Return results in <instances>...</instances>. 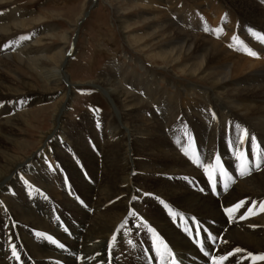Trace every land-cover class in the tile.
<instances>
[{"label":"bare ground","instance_id":"6f19581e","mask_svg":"<svg viewBox=\"0 0 264 264\" xmlns=\"http://www.w3.org/2000/svg\"><path fill=\"white\" fill-rule=\"evenodd\" d=\"M182 1L155 0L164 9L159 8L157 14L165 22L163 27H152L150 35L169 37L158 61H181V73L207 83L206 98L214 101L217 112L224 110L233 119L222 124L216 114L213 118L211 112L195 105L186 111L193 140L181 137L187 129L170 134L180 127L178 119L187 105L162 99L156 89L158 77L145 65L141 66L145 77L130 79L114 68L99 75L96 87L111 97L118 112L98 123L87 122L92 143L61 125L59 116L66 106L62 99L56 105L54 128L47 136L49 143L41 148L42 155L24 161L6 146H22L17 124L34 113L26 114L27 102L7 105L12 92L3 70L11 68L9 63H23L54 89L65 82L70 52L61 49L45 57L46 50L30 45L33 39H19L25 25L16 21L20 12H0V264H172L174 260L182 264H264L248 256L264 254V211L257 206L264 202V170L237 175V169H246L252 159L253 135L264 157V42L259 39L263 34L243 36L254 26L264 32V10L255 0H205L204 7V0H193L196 9L214 15L212 27L225 34L217 38L186 25L188 17L181 15L194 6L185 7ZM4 2L0 0V10ZM122 12L118 7L117 14ZM225 14L229 25L223 23ZM189 15L192 23L201 18L199 12ZM120 24L128 29L126 21L121 19ZM233 36L239 38L236 43ZM240 41L261 58L239 54ZM230 42L234 47H229ZM143 96L149 101L143 103ZM12 108L19 113L13 114ZM147 112L155 118H147ZM200 118L204 123L198 122ZM237 122L249 130L242 144L234 129ZM126 123L133 129L124 128ZM41 143L43 147L46 142ZM194 144L199 152L188 150ZM214 154L226 156L228 162L213 161ZM47 156L59 159L57 172L46 162ZM135 220L137 229L124 237L125 225ZM14 247L19 259L13 255ZM233 248L245 251L233 258Z\"/></svg>","mask_w":264,"mask_h":264},{"label":"rangeland","instance_id":"374dc122","mask_svg":"<svg viewBox=\"0 0 264 264\" xmlns=\"http://www.w3.org/2000/svg\"><path fill=\"white\" fill-rule=\"evenodd\" d=\"M255 1L259 3L264 10V3H261L260 0ZM182 2L185 4V7L188 5L194 6H190L191 9H186L185 13L181 15H186V17H188L186 21L187 26L196 27L198 33L201 34L205 33L204 27L206 24L209 28H215L212 27V22L210 21L211 16H214L212 13L209 14L208 12H203V10L196 9L197 4L193 3V0H183ZM199 3H202V0L199 1ZM204 4L205 0L203 1V7ZM2 5L5 6V8L1 7V13L11 9H16L20 12L16 21H19V24L21 22L25 24L20 30V36H30L31 39H33L30 45L34 50H46L45 57L47 56L48 58L53 55V52L57 53L62 51L61 49H65L67 52L71 53L67 67L65 68V82L60 87H55L54 89L53 87L49 88V86H46L48 84L41 76L23 63V65L14 62V64L9 63L8 67L11 68L3 70L6 74L5 81H8L6 82V86L11 89L10 93L12 92L11 95L4 93V95L9 96L7 105L12 107V104H15V102L18 104H21V101H23V103L27 102L30 105L26 108V111H24L27 115L34 113L32 117L27 116L21 120L19 119L17 124V128L19 129L17 133L19 136L17 139L23 143L22 146L13 143L9 144L3 139V141L9 144L6 146L7 149H11L13 154L22 158L23 161L26 160L27 157L34 159L35 156L42 155V149L49 143V138L47 136L52 133L54 128L53 121L58 113L56 105H58L62 99L65 100L66 106L64 108L65 112L63 111L59 116L62 121L61 125L65 126L68 131L72 130L73 134L80 135L88 144L92 143L93 134L89 132V125L93 124V122L100 121L104 116L107 117L118 112L111 97L107 96L103 90L96 87V83L99 81V75L106 73V71H111L114 68L116 71L124 74L125 78L130 79V77L132 78L133 76L145 77L144 70L141 68L142 64L145 65L151 72L156 74V77H158V82H155L156 89L162 95V99L165 98L167 100L173 98L175 101L177 100L178 106L187 105V108L182 111V116L178 119L180 127L171 130L170 134H180V130L184 133V130L186 132L187 129L186 134L181 135V137H184V139L187 138L189 142L193 140L188 130L189 122L187 121L188 115L186 111L191 110L192 106L195 105H197L196 107L198 108H203L212 114H216L218 120L222 124H227L229 120L233 119L230 114H227L224 110L217 112V108H214V101H210L209 98H206L205 93H207L208 89L207 83L202 82L199 77H189L184 74V72L181 73V61L171 62L170 59L167 60V63L158 61V54L169 42V37L161 33L156 35V37L150 35L151 31H153L152 27H163L165 22L164 19L161 20V13L157 14L162 8L159 7L155 0H97L96 2L94 0H5ZM118 7L123 10L121 16L117 14ZM229 9L228 7L227 11H229ZM196 11L200 13L201 18L196 19V21L192 23L193 19H191L189 12L197 14L198 12ZM224 11L227 13L226 8H224ZM121 19L127 22V26L129 25L127 30L121 28ZM225 20L226 19H224L223 23L229 25ZM219 26H221V24ZM254 27H250L253 31L249 32L248 30L247 36L243 35V33L242 35L248 38H252L253 35H264V32L254 29ZM77 34L78 37L73 46L74 38ZM221 34L225 35L223 31ZM142 40L144 42H142ZM145 45H147V47H144ZM238 51V53L245 58L258 60L245 55L243 50ZM182 56L184 57V54L181 55V57ZM120 84L126 87L124 81H121ZM47 88L51 90H46ZM66 92H69V98L67 99H65L64 96ZM164 92L166 95H163ZM133 93L137 92L133 91ZM36 99H38L36 103H30L32 100L34 101ZM141 99L143 103L149 101L145 96ZM152 107V105L149 106L151 109ZM13 110L12 108L11 112H13V114L19 113V110L16 112ZM147 118L152 119L155 117L149 115L147 112ZM225 118L226 120H224ZM202 121L201 118L198 120V122L204 123ZM87 122H89V125ZM236 124L241 125L239 122ZM132 126L133 125L129 123L123 125L127 130L133 129ZM142 129L145 130L144 128ZM142 129H140V132L143 131ZM42 141L46 142L43 147ZM190 149L192 152H199L200 147H198V144H194L189 147L188 150ZM69 153L71 154L73 151L71 150ZM208 154H212V152H208ZM208 154L207 157L209 156ZM217 157H219V159H217L219 162L222 161V163L225 164L228 162L226 156L220 157L218 154H214L212 160L214 161ZM50 158L51 157L47 156L46 162L53 166L54 172H57L59 169L58 165H60L59 159L57 157L56 159ZM79 158L78 156L77 160H79ZM263 170L264 168L258 173H261ZM60 173L61 176L64 174L63 171ZM87 173L90 174L89 171ZM66 175L67 174H64L63 177H66ZM11 180L12 178L9 182H11ZM214 196L218 197L217 193H214ZM261 202L263 201L257 204L258 207ZM138 223L139 222L135 220L134 222L126 224L123 236H130L129 232H134L135 229H137L136 227H138ZM208 235L212 237V233ZM208 240L210 243L215 244L214 240L210 237H208ZM235 249L236 248H233L230 251L233 258H237L239 255L235 252ZM202 255L206 257V255Z\"/></svg>","mask_w":264,"mask_h":264},{"label":"snow or ice","instance_id":"6c2138e0","mask_svg":"<svg viewBox=\"0 0 264 264\" xmlns=\"http://www.w3.org/2000/svg\"><path fill=\"white\" fill-rule=\"evenodd\" d=\"M260 2L264 3V0H260ZM224 18L227 19V14H225ZM204 31L206 33L211 32L212 34L216 35L217 38H220V34L222 33L223 30L220 29V28H209V26L206 24L205 27H204ZM252 31H253L252 29H249V32H252ZM19 39L20 40H28V39H31V37L30 36H21ZM259 39H260L261 42H264V35H260ZM232 40H233V43H236L239 40V38L236 37V36H233ZM232 46H233L232 44H229V47H232ZM240 48H243V53L245 55H248L251 58H255V59H260L261 58L260 54L256 50H253L248 45L244 44L243 41L239 42L237 50H240ZM69 55H71V53H69ZM21 103H23V101H21ZM213 118H215V114H213ZM234 129H235L236 134H237V140L241 144L244 143L245 142L244 138L249 136V130L247 128H242V126L239 125V124H235L234 125ZM251 142H252V145H253V148H252V159L250 161H248V167L246 169H244V168H238L237 169V175H240V176H251L254 171L262 170L261 166H262V164H264V158H262L261 154L258 152L259 145L257 144L256 137L254 135L251 137ZM233 143H235V142H233ZM185 154L187 155V151L186 150H185ZM241 155L244 157L245 160H247V155L245 153H241ZM216 159H219V157H217ZM205 163H207V162H205ZM233 182H235V181H233ZM144 195H150V194L149 193H145ZM133 199H137V197H133ZM242 203H244V202H241V204ZM239 206L240 205H235V207H239ZM254 207H256L255 203L248 209V212L250 213L252 208H254ZM259 209H260V211H264V202L260 203ZM226 211H228V210L226 209ZM131 214L135 215V212H133ZM241 218H244V217H241ZM125 223H127V222H125ZM38 235H41V234H38ZM49 239H51V237H49ZM112 239H113V241H115L116 240V236L114 235L112 237ZM53 242L55 243L56 241H53ZM59 246L61 248L64 247L62 244H60ZM243 251H245V250L240 249V248L235 249L236 253H241ZM13 255H17L15 247L13 248ZM248 256L251 259H253V260L264 261V254H261L259 256H253L251 253H249ZM17 259H19L18 255H17ZM221 259L223 260V259H225V257H221ZM173 264H174V262H173ZM214 264H215V262H214Z\"/></svg>","mask_w":264,"mask_h":264},{"label":"water","instance_id":"95a60500","mask_svg":"<svg viewBox=\"0 0 264 264\" xmlns=\"http://www.w3.org/2000/svg\"><path fill=\"white\" fill-rule=\"evenodd\" d=\"M94 1L96 2L97 0H94ZM77 37H78V34L76 35V37L74 39L77 40Z\"/></svg>","mask_w":264,"mask_h":264}]
</instances>
